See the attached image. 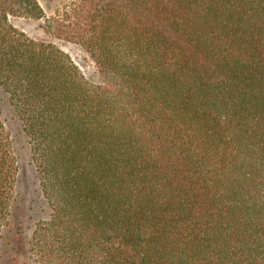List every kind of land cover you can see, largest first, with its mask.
Returning a JSON list of instances; mask_svg holds the SVG:
<instances>
[{"label":"trees","instance_id":"obj_1","mask_svg":"<svg viewBox=\"0 0 264 264\" xmlns=\"http://www.w3.org/2000/svg\"><path fill=\"white\" fill-rule=\"evenodd\" d=\"M0 88L50 208L40 264H264V0H0ZM18 177L0 118V249Z\"/></svg>","mask_w":264,"mask_h":264},{"label":"rangeland","instance_id":"obj_2","mask_svg":"<svg viewBox=\"0 0 264 264\" xmlns=\"http://www.w3.org/2000/svg\"><path fill=\"white\" fill-rule=\"evenodd\" d=\"M48 17H65L76 0H38ZM13 25L38 41H52L68 53L85 76L97 81V71L86 52L78 45L52 39L38 22L25 18H12ZM0 118L11 139L18 161L19 177L16 197L11 210L8 227L1 240L0 264H40L30 251L29 238L35 224L50 216L49 205L40 189L36 168L28 139L6 93L0 88Z\"/></svg>","mask_w":264,"mask_h":264}]
</instances>
